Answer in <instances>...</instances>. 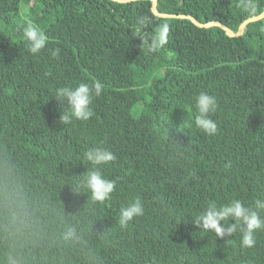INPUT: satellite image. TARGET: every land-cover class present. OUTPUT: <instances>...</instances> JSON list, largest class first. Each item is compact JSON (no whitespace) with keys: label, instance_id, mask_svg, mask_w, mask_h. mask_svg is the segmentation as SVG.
I'll use <instances>...</instances> for the list:
<instances>
[{"label":"trees","instance_id":"16d2710c","mask_svg":"<svg viewBox=\"0 0 264 264\" xmlns=\"http://www.w3.org/2000/svg\"><path fill=\"white\" fill-rule=\"evenodd\" d=\"M250 2L255 14L242 0L156 9L237 32L264 12V0ZM140 19L146 34L167 29L154 53L134 37ZM28 21L48 37L36 55L23 40ZM96 81L92 117L60 123L56 90ZM201 91L217 98L213 136L194 123ZM97 145L116 156L102 166L116 181L103 203L83 183V154ZM137 196L144 215L122 227L120 208ZM233 199H264V16L231 36L159 16L152 0H0V264H264V230L245 248L239 230L216 238L192 223Z\"/></svg>","mask_w":264,"mask_h":264},{"label":"clouds","instance_id":"9594fccd","mask_svg":"<svg viewBox=\"0 0 264 264\" xmlns=\"http://www.w3.org/2000/svg\"><path fill=\"white\" fill-rule=\"evenodd\" d=\"M115 3H120L121 0H114ZM242 6L250 14H255L257 11L256 5L250 0H242ZM146 21L140 19L135 27L134 37L141 40V49L144 48L150 53L158 51L166 42V27L158 30L154 34H146L144 28ZM23 40L27 50L36 55L45 48L48 37L39 26L31 21L27 22L23 28ZM51 56L58 58L60 49L51 50ZM103 85L96 81L91 84L80 83L76 87H61L58 88L54 96L63 105V112L59 117V122L68 124L71 120L87 121L93 115L91 105L94 96H100ZM65 104L67 108L65 109ZM194 115L195 126L209 136H213L218 131V125L212 119V114L217 111L218 102L214 95L208 92L201 91L195 97ZM83 159L91 164V168L84 176V186L90 191L93 201L101 202L111 198V194L116 189V181L108 179L102 170V166L109 164L116 159L114 153L104 147L97 145L86 150L83 154ZM225 167H231V164H226ZM264 199H257L253 206H246L239 199H233L223 205H217L215 202L210 203L205 211L199 215L192 223L199 229L214 232L216 238H224L233 236L238 230L241 233V246L251 248L255 245V233L257 230H264ZM144 215V205L139 196L129 201L126 206L120 208L119 224L122 227H127L135 218ZM231 220L232 223H228ZM76 237V229L69 227L64 235L66 240ZM9 264H17V261L9 257Z\"/></svg>","mask_w":264,"mask_h":264},{"label":"water","instance_id":"95a60500","mask_svg":"<svg viewBox=\"0 0 264 264\" xmlns=\"http://www.w3.org/2000/svg\"><path fill=\"white\" fill-rule=\"evenodd\" d=\"M126 1H130V0H121V2H126ZM156 4H157V0H152V9H153V12L159 16H175V17H185V18H188L190 20H192L193 22H195L197 25L199 26H203V27H209V26H212V25H218V26H221L223 29L226 30V32L231 35V36H237V35H240L242 34L243 32V29L245 27V25L251 21H255L261 17L264 16V12L257 15V16H254V17H251V18H248L246 19L239 27L238 31L237 32H234L233 30H231L229 27H227L225 24H223L222 22H219V21H211V22H208V23H201L199 21H197L195 18H193L192 16L190 15H184V14H170V13H161L159 12L157 9H156Z\"/></svg>","mask_w":264,"mask_h":264}]
</instances>
